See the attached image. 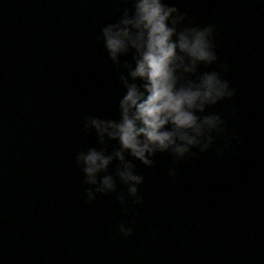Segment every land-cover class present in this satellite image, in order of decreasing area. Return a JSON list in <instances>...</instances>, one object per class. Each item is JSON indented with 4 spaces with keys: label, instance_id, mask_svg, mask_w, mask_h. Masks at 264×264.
<instances>
[{
    "label": "water",
    "instance_id": "1",
    "mask_svg": "<svg viewBox=\"0 0 264 264\" xmlns=\"http://www.w3.org/2000/svg\"><path fill=\"white\" fill-rule=\"evenodd\" d=\"M173 3L182 26L214 27L217 64L197 73L227 65L234 95L207 110L224 121L216 144L177 160L174 177L169 153L151 167L126 156L144 180L125 212L118 178L87 200L75 156L118 148L82 121L118 118L124 90L97 36L130 0H0V264H264V3Z\"/></svg>",
    "mask_w": 264,
    "mask_h": 264
},
{
    "label": "clouds",
    "instance_id": "2",
    "mask_svg": "<svg viewBox=\"0 0 264 264\" xmlns=\"http://www.w3.org/2000/svg\"><path fill=\"white\" fill-rule=\"evenodd\" d=\"M130 2L131 8L102 26L97 36L118 69L124 90L117 103L118 118L88 116L82 121V131L94 130L101 145L107 139L115 141L118 148L109 154L103 148L89 147L75 156L83 183L90 186L87 200L115 192L118 178L127 186V195H118L125 212L127 197L142 203L138 186L144 180L126 156L151 167L157 153H169L173 166L168 175L174 177L177 160L193 149L204 153L216 144L225 131L224 121L207 110L234 95L220 75L228 70L227 65H218L219 71L197 73L199 65H216L218 61L212 25L182 26L186 16L173 0ZM227 148V144L218 147L217 154L223 155ZM114 160L118 167L113 175L109 167ZM118 231L124 237L132 234L125 223Z\"/></svg>",
    "mask_w": 264,
    "mask_h": 264
}]
</instances>
